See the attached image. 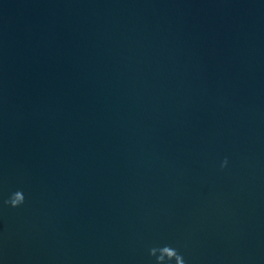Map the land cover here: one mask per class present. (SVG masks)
<instances>
[{
	"label": "water",
	"instance_id": "95a60500",
	"mask_svg": "<svg viewBox=\"0 0 264 264\" xmlns=\"http://www.w3.org/2000/svg\"><path fill=\"white\" fill-rule=\"evenodd\" d=\"M165 245L264 264V0H0V264Z\"/></svg>",
	"mask_w": 264,
	"mask_h": 264
},
{
	"label": "clouds",
	"instance_id": "9594fccd",
	"mask_svg": "<svg viewBox=\"0 0 264 264\" xmlns=\"http://www.w3.org/2000/svg\"><path fill=\"white\" fill-rule=\"evenodd\" d=\"M228 164L229 160L226 157L221 162V169L227 168ZM3 203L11 208H20L26 203V196L22 190H17L13 192ZM149 254L150 256L156 257V264H171L173 261H175V264H188L180 251L171 245L152 247L149 249Z\"/></svg>",
	"mask_w": 264,
	"mask_h": 264
}]
</instances>
